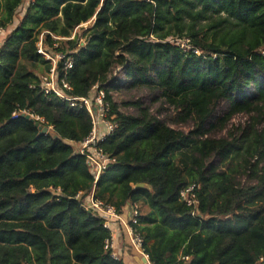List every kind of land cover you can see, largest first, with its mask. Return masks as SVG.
I'll use <instances>...</instances> for the list:
<instances>
[{"label":"trees","instance_id":"obj_1","mask_svg":"<svg viewBox=\"0 0 264 264\" xmlns=\"http://www.w3.org/2000/svg\"><path fill=\"white\" fill-rule=\"evenodd\" d=\"M25 1L0 0V264H128L88 194L137 208L151 264H264V0H29L12 26ZM39 41L72 58L56 67L69 94L105 93L111 161L96 179L71 144L91 117L42 89ZM136 90L169 119L114 97ZM238 113L244 125L213 135Z\"/></svg>","mask_w":264,"mask_h":264},{"label":"built area","instance_id":"obj_2","mask_svg":"<svg viewBox=\"0 0 264 264\" xmlns=\"http://www.w3.org/2000/svg\"><path fill=\"white\" fill-rule=\"evenodd\" d=\"M0 31H2V29H0ZM37 52L50 62L49 69L46 70L43 75H40V86L42 89L46 93H53L61 101L67 102L71 107L84 108L91 117V131L89 135L80 142L77 152H80L84 155L86 163L96 179L111 161V158L103 151L101 147L97 145L98 141L103 139V137L107 135L114 127V124L105 118V114L108 109V102L105 100V93L103 89H99L97 85H94L86 96L76 97L69 94L67 90L70 89V85L67 82L65 75L62 77L57 75L56 67L59 59H63V68L65 71H67L72 66V58L69 55L51 53L50 51H47L42 46L41 41L37 43ZM92 90H94L93 94H91ZM100 126L101 128L99 129ZM193 186L194 185H189L186 188L180 190V196L187 205L196 203V200L193 198V194L189 193L193 189ZM78 196L79 194L76 195V197ZM83 199L85 207L92 209L97 216L101 217L103 220V226L110 230L111 236L106 246H110L112 250V257L119 258V255L114 253L112 248L113 236L111 228L113 224H115L117 221H120L121 223L123 222L122 224L125 227H127L129 245L141 254V259H143V261L140 259L141 263L151 264L147 254L142 248V237L134 226L137 224L138 216V210L135 206L130 207L127 217L128 219L126 220L125 218L124 221L122 219L124 218L122 211L117 212L110 204H106L103 201L94 199L91 194H88ZM184 258H187V256Z\"/></svg>","mask_w":264,"mask_h":264},{"label":"rangeland","instance_id":"obj_3","mask_svg":"<svg viewBox=\"0 0 264 264\" xmlns=\"http://www.w3.org/2000/svg\"><path fill=\"white\" fill-rule=\"evenodd\" d=\"M88 23L89 22L82 23L80 25V27H86L88 25ZM74 32L80 33L81 30H79V28H78V29H76V30L73 31V34H74ZM45 71H46V69L44 67H42L41 69H37V73L39 74V76L40 75H43ZM93 93H94V90L91 91V94H93ZM114 97L119 102H120V100H128V99H135V98L141 99L142 98L141 99L142 102L145 105H150L152 111L155 114H157L160 118H167V119H169V115L171 113V110L167 106H163V108L160 109L159 110V113H158L156 110H157L158 107H161V106L159 105L158 102L151 103V98H149V96H147L146 95V92L143 91V90H140V91L139 90H136V91L122 92L119 95L118 94H115ZM120 108H121L122 111L127 112V113H134L135 112L134 109L131 106H127V107L121 106ZM225 111H226V102L224 100H221L216 105V108L214 110V114L216 116H222L225 113ZM248 119H249V115L247 113H238V114H235L230 120H228L226 122L224 129L213 132V135L214 136H222V135H225L228 130L234 129L238 125H244L248 121ZM169 125L172 126V127H174V128L183 130V131H187L188 129L191 128V124L189 122L186 123V124H173V123H169ZM50 130H51V128L49 127V131ZM102 130H103V128H102ZM75 149L76 150L79 149V145L75 146ZM138 209H141V208L138 207ZM140 258H141V254L138 253L136 250H134V252H133V254L131 256V259L134 260L136 263L140 264V261H139Z\"/></svg>","mask_w":264,"mask_h":264},{"label":"crops","instance_id":"obj_4","mask_svg":"<svg viewBox=\"0 0 264 264\" xmlns=\"http://www.w3.org/2000/svg\"><path fill=\"white\" fill-rule=\"evenodd\" d=\"M29 0H26L19 8H18V12L16 14V16H14L13 18V23L12 26H14L17 22H18V17L20 16L21 12L23 11V7L26 6L27 2ZM9 31L8 28L6 30H2L0 31V42L2 41L5 33ZM101 128V126L99 127V129ZM75 149V146L80 145V142H73L71 143ZM76 150V149H75ZM78 151V150H76ZM131 205L129 203H126L123 208H122V215H124L122 218L125 221L128 219V212L130 209ZM123 223V222H122ZM120 221H117L115 224H113L111 231H112V236H113V244H112V248L114 250V253H116L117 255H119V257H125L127 258V262L129 264H138L136 263L134 260L131 259V256L134 252L133 248L129 245V235H128V231H127V227H125ZM136 257V256H135ZM134 259V258H133ZM141 259V258H140ZM143 261V259H141ZM140 261V260H139ZM140 264L141 261H140Z\"/></svg>","mask_w":264,"mask_h":264},{"label":"water","instance_id":"obj_5","mask_svg":"<svg viewBox=\"0 0 264 264\" xmlns=\"http://www.w3.org/2000/svg\"><path fill=\"white\" fill-rule=\"evenodd\" d=\"M35 124H36V126L40 129V132H42V133H45V132L47 131V129H48L47 126H44V125H42V124H39L38 122H36ZM135 186H136V187H147V185L144 184V183H136Z\"/></svg>","mask_w":264,"mask_h":264}]
</instances>
